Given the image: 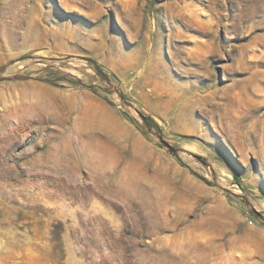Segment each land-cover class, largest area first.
<instances>
[{
	"label": "rangeland",
	"instance_id": "374dc122",
	"mask_svg": "<svg viewBox=\"0 0 264 264\" xmlns=\"http://www.w3.org/2000/svg\"><path fill=\"white\" fill-rule=\"evenodd\" d=\"M0 264H264V0H0Z\"/></svg>",
	"mask_w": 264,
	"mask_h": 264
},
{
	"label": "trees",
	"instance_id": "16d2710c",
	"mask_svg": "<svg viewBox=\"0 0 264 264\" xmlns=\"http://www.w3.org/2000/svg\"><path fill=\"white\" fill-rule=\"evenodd\" d=\"M96 73L98 74V76H100L101 78H105V75L102 73L101 69H99L98 67L95 68ZM75 86H81L80 83H76ZM84 88H88L90 89V87H84ZM154 126V125H153ZM198 158V157H197ZM199 159V158H198Z\"/></svg>",
	"mask_w": 264,
	"mask_h": 264
}]
</instances>
